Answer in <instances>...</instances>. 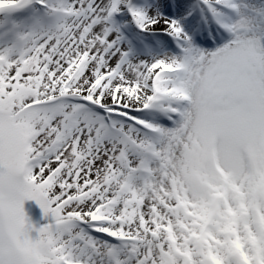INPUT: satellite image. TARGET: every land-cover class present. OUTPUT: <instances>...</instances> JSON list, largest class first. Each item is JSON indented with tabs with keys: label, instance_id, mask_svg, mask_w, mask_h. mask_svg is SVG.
Returning a JSON list of instances; mask_svg holds the SVG:
<instances>
[{
	"label": "snow or ice",
	"instance_id": "obj_1",
	"mask_svg": "<svg viewBox=\"0 0 264 264\" xmlns=\"http://www.w3.org/2000/svg\"><path fill=\"white\" fill-rule=\"evenodd\" d=\"M0 264H264V0H0Z\"/></svg>",
	"mask_w": 264,
	"mask_h": 264
},
{
	"label": "rangeland",
	"instance_id": "obj_2",
	"mask_svg": "<svg viewBox=\"0 0 264 264\" xmlns=\"http://www.w3.org/2000/svg\"><path fill=\"white\" fill-rule=\"evenodd\" d=\"M26 207L30 208L31 206L30 205H26Z\"/></svg>",
	"mask_w": 264,
	"mask_h": 264
}]
</instances>
